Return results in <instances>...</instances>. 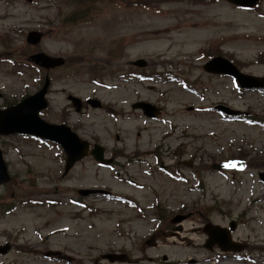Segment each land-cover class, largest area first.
Returning <instances> with one entry per match:
<instances>
[{"label": "rangeland", "instance_id": "374dc122", "mask_svg": "<svg viewBox=\"0 0 264 264\" xmlns=\"http://www.w3.org/2000/svg\"><path fill=\"white\" fill-rule=\"evenodd\" d=\"M33 30L38 44L26 42ZM39 51L61 56L63 66L34 65ZM215 56L264 76V0L254 10L226 0H0L4 106L34 93L48 74L40 116L65 119L114 157L102 166L87 156L63 175L59 145L2 136L10 180L0 187V243L13 249L0 264H264V124L214 108L264 122V92L206 73L202 64ZM138 58L147 65L132 67ZM68 93L102 105L66 109ZM138 100L161 110L144 115L131 108ZM230 223L240 250L204 247L206 224Z\"/></svg>", "mask_w": 264, "mask_h": 264}, {"label": "water", "instance_id": "95a60500", "mask_svg": "<svg viewBox=\"0 0 264 264\" xmlns=\"http://www.w3.org/2000/svg\"><path fill=\"white\" fill-rule=\"evenodd\" d=\"M230 1L241 5H253L256 0ZM39 40L40 35L38 33L30 32L28 34L27 41H29L30 43L35 44ZM31 58L35 63L39 64L42 67H45L46 69L53 68L63 63V60L61 58L51 57L43 52L36 53ZM137 63L138 65L142 66L145 64V61L138 60ZM204 68L210 72H223L233 75L234 77H237V79H239L241 82L245 80H251L254 81V83L252 84H255L258 83V81L263 80V78H255L253 76L239 73L234 65H232L228 60L221 57L211 59L209 62H207V64L204 65ZM48 85L49 79L48 77H46L44 84L38 91L27 96L17 105L0 112V134L18 132L22 134H32L60 142L67 156L65 165L66 172L75 161L82 158L88 153V143L86 141L80 140L79 137L75 133L71 132L67 126L49 124L39 117L38 112L46 106L44 95L47 91ZM73 99L78 100L76 98ZM75 106L76 109L79 110V104L76 105L75 103ZM147 113L149 115L152 114L150 112ZM91 154L96 160L103 162L108 161L103 159L102 148H100L98 145L94 146ZM8 178L9 176L6 172V167L4 165L0 152V183L7 181ZM93 192L94 190L81 191L82 194H91ZM220 247L222 249H237L236 245L230 242L228 235L226 240L220 243ZM5 250L6 248L1 249V252L3 253L5 252ZM105 257H107L111 261H114L116 259H124L121 256L115 254H107L105 255Z\"/></svg>", "mask_w": 264, "mask_h": 264}, {"label": "bare ground", "instance_id": "6f19581e", "mask_svg": "<svg viewBox=\"0 0 264 264\" xmlns=\"http://www.w3.org/2000/svg\"><path fill=\"white\" fill-rule=\"evenodd\" d=\"M189 230H191V232H193V231H194V228H190ZM188 237H189V236H185V239L188 240V243H187L188 245H190L191 242L194 243V244L196 243V242L194 241V239H193L194 237H189V238H188ZM173 242H174V241H173Z\"/></svg>", "mask_w": 264, "mask_h": 264}, {"label": "flooded vegetation", "instance_id": "af4514ba", "mask_svg": "<svg viewBox=\"0 0 264 264\" xmlns=\"http://www.w3.org/2000/svg\"><path fill=\"white\" fill-rule=\"evenodd\" d=\"M0 97H2V94L0 93ZM68 103V102H67ZM83 106H84V104H83Z\"/></svg>", "mask_w": 264, "mask_h": 264}]
</instances>
